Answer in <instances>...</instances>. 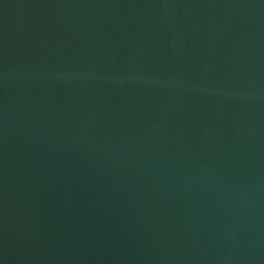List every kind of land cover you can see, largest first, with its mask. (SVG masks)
I'll return each instance as SVG.
<instances>
[{
  "label": "water",
  "instance_id": "95a60500",
  "mask_svg": "<svg viewBox=\"0 0 264 264\" xmlns=\"http://www.w3.org/2000/svg\"><path fill=\"white\" fill-rule=\"evenodd\" d=\"M0 264H264V0H0Z\"/></svg>",
  "mask_w": 264,
  "mask_h": 264
}]
</instances>
